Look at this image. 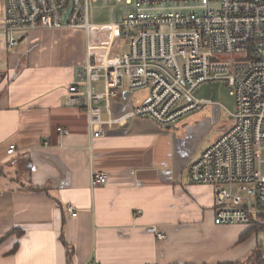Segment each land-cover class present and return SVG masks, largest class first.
<instances>
[{
    "label": "crops",
    "instance_id": "obj_1",
    "mask_svg": "<svg viewBox=\"0 0 264 264\" xmlns=\"http://www.w3.org/2000/svg\"><path fill=\"white\" fill-rule=\"evenodd\" d=\"M89 23L106 30L107 51L93 52L85 29L28 31L11 52L0 35V264L246 263L257 246H236L252 227L219 225L214 189L193 185L189 173L231 119L222 121L213 102L171 128L136 119L90 143L87 116L67 106L68 90L87 55L119 64L124 41L113 23ZM147 96L137 92L133 106ZM98 173L109 182L92 189Z\"/></svg>",
    "mask_w": 264,
    "mask_h": 264
},
{
    "label": "built area",
    "instance_id": "obj_2",
    "mask_svg": "<svg viewBox=\"0 0 264 264\" xmlns=\"http://www.w3.org/2000/svg\"><path fill=\"white\" fill-rule=\"evenodd\" d=\"M90 1L100 0H0L5 8L0 35L6 37L7 51L19 46V32L89 33ZM115 1L132 8L120 24H112L122 34L123 60L98 65L87 55L66 100L67 106L86 114L90 143L136 119L171 128L186 115L213 105L195 95L205 85L221 83L229 89L235 109L230 112L217 104L233 124L190 165V181L214 189L220 225L264 221V0ZM225 54L244 58L223 60ZM142 90L148 91L147 101L133 106V94ZM59 134L67 136L68 131ZM7 153L15 155V145ZM90 178L92 189L109 182L105 173ZM65 207L72 218L78 216L73 205ZM165 239L158 235V240Z\"/></svg>",
    "mask_w": 264,
    "mask_h": 264
},
{
    "label": "rangeland",
    "instance_id": "obj_3",
    "mask_svg": "<svg viewBox=\"0 0 264 264\" xmlns=\"http://www.w3.org/2000/svg\"><path fill=\"white\" fill-rule=\"evenodd\" d=\"M131 10L132 8H127L126 6H124V4L118 5L115 0H108L107 3H105L102 0H100L99 2L90 1V5H89L90 22L92 24H110V23L120 24L122 20L124 19V17H126ZM4 13H5V8L4 6H2L0 7V19L1 20H3L5 16ZM90 31H91V34L89 37V41H90L91 50L93 52L96 50L97 54L99 51H107V49H109L110 47H109V41L106 39V37H104V32L106 30L101 29V31L100 30L92 31L91 29ZM19 34H24V33L23 32L17 33L16 34L17 38H19L18 37ZM55 44L58 45V50L61 52L63 50L62 44L57 43V41ZM0 49H1V46H0ZM64 51L68 52L66 49ZM221 58L223 60L235 62L239 59H243L244 54H239V55L238 54H225ZM140 92L143 93V95L145 96L147 93V90L146 91L143 90ZM136 93H134L133 95L135 96ZM195 97L198 100L205 99V100L211 101L212 103L215 102V103L221 104L226 109H228L230 112H233L235 109V102L232 96L230 95L229 89L225 88V86L221 83H212V85H205L201 87L196 93ZM216 113L219 117L220 116L222 117V121L229 117L227 116V113L223 108L219 109L218 107L216 109ZM218 130H219V127L214 129L210 139L214 138L215 132H217ZM232 226L238 227L239 231H242L243 234L246 230L249 229V226L247 225L246 226L232 225ZM232 226H229V227H232ZM233 230H235V228H233ZM240 241L241 243L236 246L238 250L240 249L239 245H242L243 243L246 244L245 247L249 245L257 246L254 252L250 254L247 262L244 264H264V230H260L258 234L252 233V234L246 235V237Z\"/></svg>",
    "mask_w": 264,
    "mask_h": 264
},
{
    "label": "trees",
    "instance_id": "obj_4",
    "mask_svg": "<svg viewBox=\"0 0 264 264\" xmlns=\"http://www.w3.org/2000/svg\"><path fill=\"white\" fill-rule=\"evenodd\" d=\"M251 227H252V229L248 233L251 232L250 234H252V233L258 234L260 232V230H264V221L257 222V223H255L254 226H251ZM248 233H246V235Z\"/></svg>",
    "mask_w": 264,
    "mask_h": 264
}]
</instances>
